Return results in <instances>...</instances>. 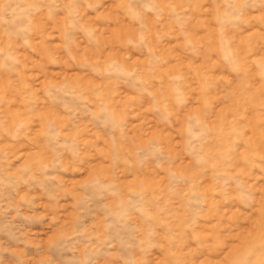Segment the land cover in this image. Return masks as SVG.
<instances>
[{
  "label": "rangeland",
  "instance_id": "rangeland-1",
  "mask_svg": "<svg viewBox=\"0 0 264 264\" xmlns=\"http://www.w3.org/2000/svg\"><path fill=\"white\" fill-rule=\"evenodd\" d=\"M0 264H264V0H0Z\"/></svg>",
  "mask_w": 264,
  "mask_h": 264
}]
</instances>
